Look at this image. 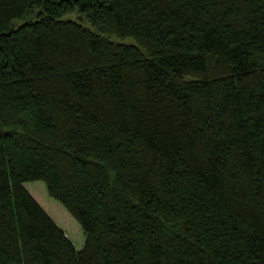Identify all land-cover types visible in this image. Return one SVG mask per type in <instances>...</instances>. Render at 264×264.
Returning <instances> with one entry per match:
<instances>
[{"label": "trees", "instance_id": "16d2710c", "mask_svg": "<svg viewBox=\"0 0 264 264\" xmlns=\"http://www.w3.org/2000/svg\"><path fill=\"white\" fill-rule=\"evenodd\" d=\"M0 264H264V0H0Z\"/></svg>", "mask_w": 264, "mask_h": 264}, {"label": "rangeland", "instance_id": "374dc122", "mask_svg": "<svg viewBox=\"0 0 264 264\" xmlns=\"http://www.w3.org/2000/svg\"><path fill=\"white\" fill-rule=\"evenodd\" d=\"M24 187L52 218L56 225L64 232L73 245L76 248H80L85 240L80 225L60 202L48 195L44 182H25Z\"/></svg>", "mask_w": 264, "mask_h": 264}]
</instances>
